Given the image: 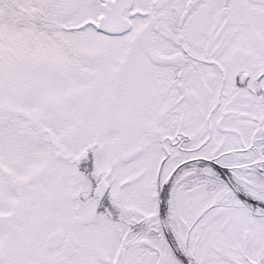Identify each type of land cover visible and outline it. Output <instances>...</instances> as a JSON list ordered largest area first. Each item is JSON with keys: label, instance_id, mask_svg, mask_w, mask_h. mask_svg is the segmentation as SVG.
<instances>
[{"label": "snow or ice", "instance_id": "obj_1", "mask_svg": "<svg viewBox=\"0 0 264 264\" xmlns=\"http://www.w3.org/2000/svg\"><path fill=\"white\" fill-rule=\"evenodd\" d=\"M0 264H264V0H0Z\"/></svg>", "mask_w": 264, "mask_h": 264}]
</instances>
